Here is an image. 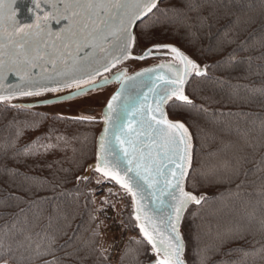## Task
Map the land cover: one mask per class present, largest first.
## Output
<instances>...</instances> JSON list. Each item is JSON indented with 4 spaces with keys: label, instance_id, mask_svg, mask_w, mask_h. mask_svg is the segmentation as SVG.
<instances>
[{
    "label": "trees",
    "instance_id": "16d2710c",
    "mask_svg": "<svg viewBox=\"0 0 264 264\" xmlns=\"http://www.w3.org/2000/svg\"><path fill=\"white\" fill-rule=\"evenodd\" d=\"M172 6L179 13L162 16L155 25L147 17L136 33L152 26L158 42L210 66L207 76L186 87L194 106H168L170 118L183 122L194 141L187 190L209 197L185 215L188 263L264 264V0H164L160 5ZM144 47L142 42L135 53ZM100 127L43 109L0 105V264H145L151 259L127 206L131 236L116 261L109 260L94 221V184L100 177L93 174L77 184L95 161ZM37 140L54 147L21 154Z\"/></svg>",
    "mask_w": 264,
    "mask_h": 264
},
{
    "label": "snow or ice",
    "instance_id": "6c2138e0",
    "mask_svg": "<svg viewBox=\"0 0 264 264\" xmlns=\"http://www.w3.org/2000/svg\"><path fill=\"white\" fill-rule=\"evenodd\" d=\"M9 2L14 5L16 0ZM163 2L164 0H44L42 3L41 0H34L36 8L43 13L36 15L34 23L21 26L16 19L14 7H10L7 15L11 17V24L5 28V0H0V81L6 73H12L28 85L12 91L0 89V103L72 88L76 89L77 95L87 96L88 91L101 86L96 79L102 75L101 67L103 71H109L127 59L143 60L154 57L157 53L169 56L175 63L161 64L159 68H167L173 75L159 73L157 68L145 69L136 74L139 77L148 76L149 79L151 74H156L157 81H163L167 87L153 106L144 105L138 109L144 117L137 121L138 128H134L129 122V135L125 138L115 137L121 145L120 151L127 158V165L125 166V161L118 159L119 154L115 153V149L113 152L117 156L116 161H110L104 155V140L108 133V128L105 127L104 134L100 137V152L96 155L94 171L102 178L114 181L131 196L133 204L136 205L135 219L140 233L152 246L157 257L163 255L162 259H157L156 264H185L184 244L179 229L181 214L190 204H201L204 197H198L184 189V182L190 176L189 169L192 164V137L184 123L169 119L163 105L172 100L174 103L180 102L176 107L194 106L193 100L185 94L184 86L193 76H207L209 66L202 67L175 45L158 42L152 26L145 25L139 34L133 31V26L138 21L143 22L146 17L151 18L155 25L162 16L179 13L180 9L175 6L160 7ZM41 4L48 6L50 11H44ZM53 20L58 24L66 20L67 24L59 31H53ZM142 42L145 47L137 55L134 49ZM85 49L89 51L81 56L80 53ZM101 53L104 55L101 56ZM97 64H101V67H94ZM68 69L72 71H67ZM84 69L92 70L83 71ZM78 72L81 74L78 75ZM37 75L40 79H34ZM136 76L128 79L134 81ZM104 82H107L106 77ZM118 96L119 93L107 104L108 112L104 115L106 125L111 123V114L115 111L113 101ZM79 120L92 121V118L81 116ZM21 134L22 132H18L17 138ZM52 147L54 146L42 145L37 140L25 146L21 154L38 155L41 148L47 151ZM117 164L124 168V175L118 171ZM128 172H134V177H127ZM161 176L165 177V188L174 190L176 201L171 206L172 212L168 217L166 239L159 229L153 228L150 231L141 222L142 209L137 204V191L130 182V179L138 178L137 189L143 187L139 181L151 188L159 182L154 178ZM87 178L85 176L83 179ZM24 179L31 180L28 176ZM97 182H100L99 179ZM136 243L139 244L140 241Z\"/></svg>",
    "mask_w": 264,
    "mask_h": 264
},
{
    "label": "water",
    "instance_id": "95a60500",
    "mask_svg": "<svg viewBox=\"0 0 264 264\" xmlns=\"http://www.w3.org/2000/svg\"><path fill=\"white\" fill-rule=\"evenodd\" d=\"M41 2L43 3L44 0H41ZM10 7H14V10L16 11L15 14L16 19L21 26H23L24 24L34 23L36 15L43 14L39 9L36 8L34 0H16L14 5L11 4L9 0H5L4 9H3L5 13L4 15L5 28L10 26L11 24V17L7 15L8 9ZM41 7L43 8L44 11H50V8L44 4H41ZM146 18H144V20ZM139 23L141 22L138 21L133 26V31L135 33ZM66 24H67L66 20L60 21L59 24L56 23L55 21H52L51 28L53 31H59ZM88 51L89 49H85L84 52L80 53V55L83 56ZM103 55L104 53H101V56ZM7 58L8 57H6V59ZM102 63L103 61H101V64ZM173 63L175 62L172 61L169 56L160 55L159 53H157L156 56L149 57L143 60L127 59L122 63L117 64L116 67L111 68L109 71H103L101 64H97L94 65V67H101L102 75L97 76L96 79L101 86L97 87L93 91H88L87 96L77 95L75 88L62 89L59 92L46 93L45 95L39 97H19L10 102L0 103V105H8V106L16 105V108L24 109V110L45 109V112H47L51 116L58 118L62 117L61 119H66L71 121H80L79 117L90 116L92 118V121H84V122L98 123L101 126L96 137V155L98 152H100V137L104 134L105 127H107L108 133L104 140V145H105L104 155L110 161H116L117 156L113 152V149H115V153L119 154L118 159L125 161V166H126L127 158L124 156V153L120 151L121 145L119 141L116 140L115 137L120 136L121 138H125L127 135H129L127 128L129 122L132 123L134 128H138L139 125L137 124V121L144 119V117L141 116V114L138 112V109L144 105L153 106L154 103L159 100L160 96L164 92V89L167 87V85H165L163 81H157L156 74H151L150 79L148 76L139 77L136 76V74L139 72H143L145 69L157 68L159 73H164L168 76H171L173 75L172 72H170L167 68L160 69L159 65L161 64L167 65ZM138 65H143V66L139 67ZM204 65H208V64H204ZM204 65L201 66L203 67ZM91 70L92 69H84L83 71H91ZM67 71H72V70L68 69ZM36 72L38 73L39 69H37ZM122 73L124 75H121ZM77 74L79 75L81 73L78 72ZM133 76H136V79L134 81L128 79V77H133ZM105 77L107 78L106 83L104 82ZM117 77H120V79H117ZM193 78H201V77L193 76L191 79ZM34 79H40V77L37 75L34 77ZM191 79L189 80V82L191 81ZM189 82L184 86L185 94H186V87L189 84ZM25 87H28L25 81L20 80L17 75L12 73H6L4 79L0 81V89H4L8 91L21 89ZM117 93H119V96L115 101H113L115 111L111 114V123L106 125L104 123V115L108 112L107 104L112 99V97L115 96ZM97 95L98 98L96 97ZM70 97H75V98L72 99ZM87 97L95 98L94 100L95 104L81 101V99ZM30 99H36V100L30 101ZM48 101H51V103H48ZM75 102L76 103L79 102L80 104L79 103L75 104ZM173 102L174 101L170 100L167 104L163 105L166 113H168V106ZM133 113H135V115H133ZM169 119H171L170 116ZM189 134L191 135L190 130H189ZM143 138L144 137H140V139ZM191 143H192V164H193V150H194L193 137ZM96 155H95V161L89 164L86 167L85 172L79 177V179H77V184L90 180L93 174H95L99 176L101 179L114 184L116 187H118L128 196L130 216L134 222L135 229L137 230L140 238L150 248L151 259L147 261L145 264H156L157 259H162L163 255L161 254L160 257H157L155 251L152 249V246L149 245L146 240H144L142 234L140 233L139 227L137 226V221L135 219L134 209L136 205L133 204L131 196H129L122 188H120L119 185H117L114 181L102 178L99 173L94 171V165L96 163ZM192 164H191V168L189 169V173L192 169ZM117 169L118 171H120L121 175L125 174L124 168L119 166L118 164H117ZM134 175H135L134 172L127 173V177L129 178L134 177ZM165 175H167V172L165 173ZM85 176H87L88 178L83 179ZM154 179H158L159 182L154 184L153 187L151 188L148 187L146 184H144L143 181H139V183L142 184L143 187L137 189L136 182L138 178H136V180L130 179V182L132 183L134 190L137 191V204L142 209L141 222L145 223L150 231L153 228L159 229L160 232L163 233L164 238L166 239L168 235V229H167L168 217L169 214L172 212L171 206L176 203L173 196L174 190L165 188L164 176ZM187 182L188 179H186L184 182L185 191H188ZM175 195H178V193H175ZM197 196L204 197V200H202L201 204L206 199L209 198L208 195L206 194H200ZM199 205L190 204L187 207V209L181 214L182 218L179 223V229H180V235L182 237V242L184 244L183 258L185 260V264H189V263L186 254V247H187L186 231L183 228V223H184L185 215L187 214L190 207L199 206Z\"/></svg>",
    "mask_w": 264,
    "mask_h": 264
},
{
    "label": "rangeland",
    "instance_id": "374dc122",
    "mask_svg": "<svg viewBox=\"0 0 264 264\" xmlns=\"http://www.w3.org/2000/svg\"><path fill=\"white\" fill-rule=\"evenodd\" d=\"M143 65H138V66L142 67ZM96 97L98 98V95ZM35 100L36 99H30V101H35ZM94 100H95V98H89V100H85L84 99L83 101L84 102L88 101L91 104H95ZM78 103L75 102V104H78ZM43 110L45 111V109H43ZM97 181L98 180H96L95 184H94L95 185L94 193H95V198H96V201H97L96 208L98 210L97 213L98 214H102V212H104L106 209L113 207V208H115L116 212H118L120 223L124 227H127L126 222H125V210H126V207L129 206V198H128V196L122 190H119L118 188H113L112 186L106 187V188L102 187L101 185L105 184L106 182H104V180L101 179V178L99 179V181H100L99 183ZM105 201H107V202H105ZM129 210H130V208H129ZM97 213H96L95 218H94L95 226H96L97 230L101 234L102 241H103V249H104V251L106 249H108L109 252L107 254L109 256L110 255L111 245L113 244L112 241L115 238V236L114 237H112V236L113 235L120 236L121 235V231L115 232V233H113V234L108 236L105 233L107 228H108V223L99 222V221H103V220H99V216H98ZM127 229H128V234H127V237H126V240H125V244L127 243V241L129 240V238L131 236L128 227H127ZM123 247H122V249H123ZM121 250H120V252H121ZM119 253H118V256H119ZM188 253H189V248H188ZM186 254H187V247H186ZM114 261H116V260H112V262H114Z\"/></svg>",
    "mask_w": 264,
    "mask_h": 264
},
{
    "label": "built area",
    "instance_id": "2783aa9c",
    "mask_svg": "<svg viewBox=\"0 0 264 264\" xmlns=\"http://www.w3.org/2000/svg\"><path fill=\"white\" fill-rule=\"evenodd\" d=\"M104 182L106 183L101 185L104 188L110 187V186H112L113 188H117L114 184L110 182H107V181H104ZM98 216H99V220L104 221V222L103 221H99V222L108 223V228L105 232L108 236L115 232L121 231L120 236H116V235L112 236V237L115 236V238L112 241L113 244L111 245L109 259L111 261L116 260L118 257V253L120 252L122 247L125 245V240L128 234V229L127 227H124L120 223L118 212H116L115 208L113 207L106 209L104 212H102V214H98Z\"/></svg>",
    "mask_w": 264,
    "mask_h": 264
},
{
    "label": "flooded vegetation",
    "instance_id": "af4514ba",
    "mask_svg": "<svg viewBox=\"0 0 264 264\" xmlns=\"http://www.w3.org/2000/svg\"><path fill=\"white\" fill-rule=\"evenodd\" d=\"M90 97L84 98L85 100H89ZM84 99H81V101H83ZM87 103H89L88 101H85Z\"/></svg>",
    "mask_w": 264,
    "mask_h": 264
},
{
    "label": "clouds",
    "instance_id": "9594fccd",
    "mask_svg": "<svg viewBox=\"0 0 264 264\" xmlns=\"http://www.w3.org/2000/svg\"><path fill=\"white\" fill-rule=\"evenodd\" d=\"M54 21V20H53Z\"/></svg>",
    "mask_w": 264,
    "mask_h": 264
}]
</instances>
